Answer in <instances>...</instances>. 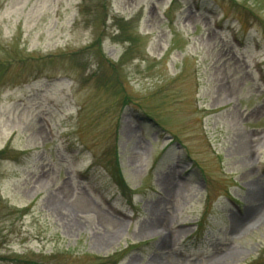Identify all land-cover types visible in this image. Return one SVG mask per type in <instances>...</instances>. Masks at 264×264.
Listing matches in <instances>:
<instances>
[{"label": "rangeland", "instance_id": "rangeland-1", "mask_svg": "<svg viewBox=\"0 0 264 264\" xmlns=\"http://www.w3.org/2000/svg\"><path fill=\"white\" fill-rule=\"evenodd\" d=\"M4 147L0 264H264V0H0Z\"/></svg>", "mask_w": 264, "mask_h": 264}, {"label": "bare ground", "instance_id": "bare-ground-1", "mask_svg": "<svg viewBox=\"0 0 264 264\" xmlns=\"http://www.w3.org/2000/svg\"><path fill=\"white\" fill-rule=\"evenodd\" d=\"M263 191H264V188L263 187H261V186H255L254 187V189L252 190V192H251V194H250V197H249V199H250V202H251V204H252V202L253 203H255L256 201H255V199H256V197L258 196V195H260L261 193H263ZM256 205H253V208H251L252 209V211L253 212H255L256 211V213H259V214H261L262 213V211H259V209H258V212H257V210H256V207H255ZM258 214V215H259ZM239 230H241V229H239ZM238 230V231H239ZM155 231V230H154ZM238 231L236 232V233H238ZM155 233H159V234H162V232L159 230V229H157L156 228V231H155ZM156 264H163L162 262H159V261H157V263Z\"/></svg>", "mask_w": 264, "mask_h": 264}, {"label": "trees", "instance_id": "trees-1", "mask_svg": "<svg viewBox=\"0 0 264 264\" xmlns=\"http://www.w3.org/2000/svg\"><path fill=\"white\" fill-rule=\"evenodd\" d=\"M8 151L7 147H4L3 149L0 150V156H3L4 154H6Z\"/></svg>", "mask_w": 264, "mask_h": 264}]
</instances>
